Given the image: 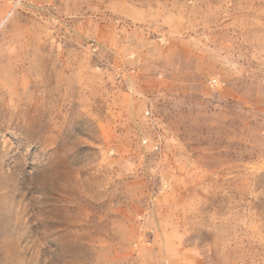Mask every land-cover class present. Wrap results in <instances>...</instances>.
Masks as SVG:
<instances>
[{
	"label": "rangeland",
	"instance_id": "1",
	"mask_svg": "<svg viewBox=\"0 0 264 264\" xmlns=\"http://www.w3.org/2000/svg\"><path fill=\"white\" fill-rule=\"evenodd\" d=\"M0 264H264V0H0Z\"/></svg>",
	"mask_w": 264,
	"mask_h": 264
},
{
	"label": "built area",
	"instance_id": "2",
	"mask_svg": "<svg viewBox=\"0 0 264 264\" xmlns=\"http://www.w3.org/2000/svg\"><path fill=\"white\" fill-rule=\"evenodd\" d=\"M94 45H93V43H91V47H93ZM94 50H95V48H94ZM208 85L210 86V87H215V86H218L219 85V83H218V81L217 80H215V79H211V80H209V82H208ZM145 115H146V118H148V119H151L152 117H151V114L149 113V111L147 110L146 112H145ZM160 139H153V142H152V148L154 149V150H157L158 149V147H159V144H160ZM146 142H147V140H142V143L143 144H146Z\"/></svg>",
	"mask_w": 264,
	"mask_h": 264
}]
</instances>
